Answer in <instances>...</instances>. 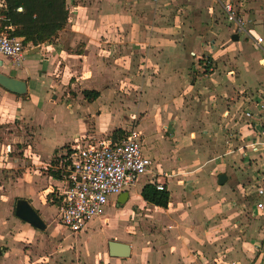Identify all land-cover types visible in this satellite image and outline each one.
<instances>
[{
  "label": "crops",
  "instance_id": "1",
  "mask_svg": "<svg viewBox=\"0 0 264 264\" xmlns=\"http://www.w3.org/2000/svg\"><path fill=\"white\" fill-rule=\"evenodd\" d=\"M235 5L259 47L234 33L214 0H66L67 24L50 43L27 44L19 66L0 56V74L25 84L24 96L0 86V264L38 263L30 249L48 230L46 196L58 186L46 168L52 154L79 135L117 129L139 132L153 168L120 206L127 233H100L128 245V257L109 256L107 246L99 264H264V203L238 191L264 179V0ZM79 85L96 99L75 95ZM102 114L109 123L97 127ZM10 167L24 171L16 177ZM152 175L165 208L140 197ZM17 178L28 188L5 194ZM17 200L44 230L9 216Z\"/></svg>",
  "mask_w": 264,
  "mask_h": 264
},
{
  "label": "built area",
  "instance_id": "2",
  "mask_svg": "<svg viewBox=\"0 0 264 264\" xmlns=\"http://www.w3.org/2000/svg\"><path fill=\"white\" fill-rule=\"evenodd\" d=\"M150 1L158 4L165 0ZM214 2L235 34L249 37L258 47L262 44V38L249 36L245 30L235 0ZM10 31L11 27L0 25V56L19 66L25 46L23 39L11 36ZM260 107L263 109L264 105ZM245 117L249 118L250 114ZM262 147L264 151V143ZM55 163L49 169L58 175V186L50 192L51 201L57 203L56 221L74 235L85 232L90 222L103 218L109 206L117 205L116 197L132 190L142 177L151 174L153 168V161L142 152L141 136L134 129L116 139L89 136L74 141L69 150L55 156ZM148 182L157 191H165L155 175ZM254 196H264V179L255 186ZM254 207L263 209L260 202Z\"/></svg>",
  "mask_w": 264,
  "mask_h": 264
},
{
  "label": "rangeland",
  "instance_id": "3",
  "mask_svg": "<svg viewBox=\"0 0 264 264\" xmlns=\"http://www.w3.org/2000/svg\"><path fill=\"white\" fill-rule=\"evenodd\" d=\"M243 35H239V37H242ZM83 87L79 85L75 90L74 94H82L84 89ZM124 95H127L131 90L128 88H125L123 90H118ZM25 94L21 95L24 96ZM54 98L60 99L59 100V105L65 107L66 106V100L63 99V96L57 97L54 96ZM52 98L51 94L48 96V99H54ZM72 96L68 97L69 100H71ZM104 114V113H103ZM102 116H99L94 120L95 126L97 127H104L107 126L109 123V117L105 114ZM96 113H94L91 118L96 117ZM79 121L85 120V118H77ZM76 119V120H77ZM133 121L135 119L132 117ZM49 121H46V124H48ZM61 125L58 123V126ZM89 125V126H88ZM93 124H87L88 129L90 130V126L92 127ZM60 127V126H59ZM29 128V127H26ZM64 128V127H63ZM75 127H70L72 130ZM61 129V128H59ZM133 130V129H131ZM130 131V130H129ZM128 131V132H129ZM87 137L86 134L79 135L75 138H73L70 142L66 143L61 147L59 150H57L55 153L52 154L50 161L48 162L47 169L49 168L50 165L53 164V166L56 164L55 163V156L62 154L64 150H69L71 144H73L74 141H79V139ZM105 138V137H104ZM6 154L9 155L10 157V163L12 166L13 165V159L16 158V156L11 153L9 154L8 149L6 148ZM5 156V155H4ZM14 157V158H13ZM18 158V157H17ZM17 168V167H16ZM6 170V169H5ZM8 172H11V174H14L16 177L20 176L22 171L24 170H19L15 169V167H10L8 169ZM47 172H52L50 169ZM253 184L249 181L247 184H245V189L244 187H240L238 190L241 197L244 199H248L250 195H252L251 202L253 203L256 200V197L254 196V191H255V186L260 183V180H253ZM45 183L43 184L44 188ZM252 185V186H251ZM8 187H5V190H7ZM13 188L16 191H19L20 188H28V186L21 180L13 181V184L11 185V189L7 191L5 194H12L14 193ZM19 189V190H18ZM42 189V188H41ZM44 190V189H43ZM1 192V189H0ZM6 192V191H5ZM19 191L18 193H20ZM253 193V194H252ZM50 194V193H48ZM52 195H47V203H49L50 208L49 209V214L52 216L49 224H48V230L44 231L40 236L39 239L35 240L33 245V249L31 254L32 257H37L36 261L38 262L37 264H99L100 260L102 259L104 252L106 251V248L108 246V241H105L106 239L101 236L100 233H102L104 230H108L110 232H115L117 231V234L120 236H123V234L127 233V223H128V217L125 219H122L121 216L119 215V212L121 211V208L118 207L116 208L115 206L109 208L107 210L106 216H107V223H102L100 219H96L88 224V229L86 235L84 233H78L76 235L69 233L66 229H64L60 224L57 223L56 221V201H51ZM255 197V198H254ZM50 199V200H49ZM245 200V199H244ZM262 203H264V196L259 199ZM18 201V200H17ZM15 201V202H17ZM46 203V204H47ZM53 205V207L51 206ZM55 207V208H54ZM8 209V208H7ZM10 214L9 216L15 217L14 216V205L11 206ZM86 232V231H85ZM91 234V236H90ZM111 242V241H109ZM114 242V241H112ZM109 255V251H108Z\"/></svg>",
  "mask_w": 264,
  "mask_h": 264
},
{
  "label": "trees",
  "instance_id": "4",
  "mask_svg": "<svg viewBox=\"0 0 264 264\" xmlns=\"http://www.w3.org/2000/svg\"><path fill=\"white\" fill-rule=\"evenodd\" d=\"M21 9V11H18ZM0 25L11 27V36L23 39V45L38 46L50 43L67 24L68 10L66 0H0ZM87 101L96 99L95 91H83ZM125 135L117 129L111 134L112 139ZM54 179L58 175L49 172ZM143 201L156 207L165 208L168 204V194L157 191L152 185L146 184L140 192Z\"/></svg>",
  "mask_w": 264,
  "mask_h": 264
},
{
  "label": "water",
  "instance_id": "5",
  "mask_svg": "<svg viewBox=\"0 0 264 264\" xmlns=\"http://www.w3.org/2000/svg\"><path fill=\"white\" fill-rule=\"evenodd\" d=\"M232 41H237L238 36L233 35L231 37ZM0 86H2L6 91L12 93L14 95H23L25 94V84L22 81L9 78L0 74ZM224 175L218 176V183L220 185L224 184L225 181ZM128 199V193L124 192L119 195L117 200V207L123 206ZM14 216L23 221L24 223L32 226L37 230H44L45 224L40 219L35 210L30 206L29 202L25 200H18L14 204ZM108 251L109 256L118 257V258H126L129 255V247L126 244H121L118 242H108Z\"/></svg>",
  "mask_w": 264,
  "mask_h": 264
}]
</instances>
